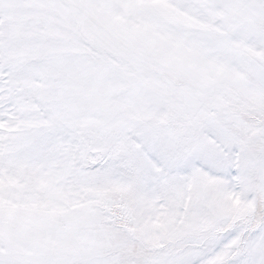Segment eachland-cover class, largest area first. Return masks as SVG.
Wrapping results in <instances>:
<instances>
[{"label": "snow or ice", "instance_id": "6c2138e0", "mask_svg": "<svg viewBox=\"0 0 264 264\" xmlns=\"http://www.w3.org/2000/svg\"><path fill=\"white\" fill-rule=\"evenodd\" d=\"M0 264H264V0H0Z\"/></svg>", "mask_w": 264, "mask_h": 264}]
</instances>
